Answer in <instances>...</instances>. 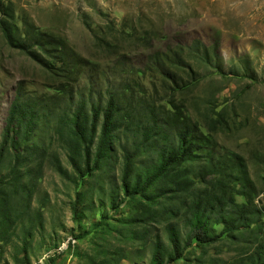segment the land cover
Listing matches in <instances>:
<instances>
[{"label":"trees","instance_id":"trees-1","mask_svg":"<svg viewBox=\"0 0 264 264\" xmlns=\"http://www.w3.org/2000/svg\"><path fill=\"white\" fill-rule=\"evenodd\" d=\"M0 32L11 49L48 71L54 93L42 99L67 107L57 121V133L65 139L75 175L58 157H52L55 170L64 179L78 185L80 180L93 177L116 158V143L122 135L131 133L136 140L133 151L123 147L126 204L122 216L116 219L114 213H105L100 222L76 236L82 240L92 235L94 253L84 254L91 264H121L127 260V247L139 243L143 248L153 243L151 264H178L182 260L186 264H220V260H209L208 252L212 249L215 255L221 254L225 247L236 251V264H264V224L262 209L256 203L255 182L248 178L240 155L226 160L216 155L215 136L230 128V110L228 106L209 108L203 117L207 130L189 114L183 97L194 90L203 73L187 59L185 48L160 51L143 69H125V75L136 78L125 77L118 90H107V100L90 102L87 110L83 99L75 103V84L92 64L90 60L70 51L53 33L28 22L19 26L13 5L3 0ZM154 37L153 32H144L137 42L147 47ZM198 46L207 49L202 42ZM103 47L118 51L108 42ZM204 57L211 58L210 51H205ZM148 74L154 80L156 95L163 97L161 101H156L155 95L151 98L138 81ZM41 103L37 96L26 94L20 82L0 142V249L11 242L23 214L30 210L35 178L47 156L46 148L35 140L43 117ZM145 152L155 154L156 163L139 171L137 160ZM9 156V167L3 173ZM238 196L244 201L238 202ZM79 197L75 210L82 203ZM112 200L116 213L115 197ZM74 222L84 229L78 213ZM35 225V229H43L40 214ZM218 226L222 227L220 232ZM160 227L165 229L166 242L155 234ZM29 231L31 228L27 235ZM223 264L233 262L223 260Z\"/></svg>","mask_w":264,"mask_h":264},{"label":"rangeland","instance_id":"rangeland-1","mask_svg":"<svg viewBox=\"0 0 264 264\" xmlns=\"http://www.w3.org/2000/svg\"><path fill=\"white\" fill-rule=\"evenodd\" d=\"M3 2L13 5L19 26L28 22L43 32L53 33L66 42L70 51L92 62L75 84V103L83 99L87 110L90 102L107 100V90H118L125 77L136 78L125 75V69H143L152 55L185 48L187 59L203 77L194 90L178 98L183 97L189 114L202 124L203 130H207L203 117L209 108L219 110L228 106L231 126L216 134V155L224 160L241 156L248 178L255 182L256 203L262 209L264 224V0ZM150 31L155 37L148 49L137 41L144 32ZM104 42L117 46L118 51H108L103 47ZM200 42L206 50L198 46ZM205 51H210L211 58L204 57ZM138 81L151 98L156 96V101L162 100L161 95H156L154 80L149 74ZM20 82L26 94L42 101L39 107L43 117L35 140L46 148L47 156L33 182L31 208L23 214V222L11 242L0 249V264H27L28 261L30 264H91L84 254L94 253L90 244L92 235L82 240L76 236H82L92 224L100 222L105 213H114L116 219L122 216L126 204L122 189L123 147L133 151L136 140L131 133L122 135L121 142L116 143V158L108 161L100 173L74 184L59 175L52 158L58 157L62 166L75 175L65 139L57 133V121L67 107L64 103L50 105L46 98L42 99L54 93L48 71L27 55L11 49L0 32V142ZM139 157V171L151 167L157 159L155 154L146 152ZM10 159L9 156L2 166L3 173ZM79 194L82 203L75 210ZM237 201H244L243 197L238 196ZM76 212L84 229L74 222ZM39 214L43 223L40 231L35 229ZM221 230L218 226L217 232ZM155 234L166 242L163 227L156 229ZM140 244L127 247V260L121 264H151L153 243L147 248ZM222 251L215 255L214 250H209V260L236 264V251L230 247ZM178 264L186 263L182 260Z\"/></svg>","mask_w":264,"mask_h":264}]
</instances>
